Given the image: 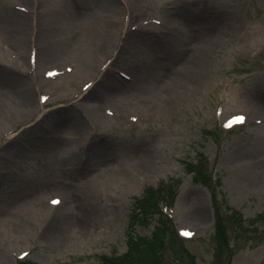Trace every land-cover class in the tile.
<instances>
[{"label":"rangeland","instance_id":"obj_1","mask_svg":"<svg viewBox=\"0 0 264 264\" xmlns=\"http://www.w3.org/2000/svg\"><path fill=\"white\" fill-rule=\"evenodd\" d=\"M0 63V264H264V0H0Z\"/></svg>","mask_w":264,"mask_h":264},{"label":"trees","instance_id":"obj_2","mask_svg":"<svg viewBox=\"0 0 264 264\" xmlns=\"http://www.w3.org/2000/svg\"><path fill=\"white\" fill-rule=\"evenodd\" d=\"M195 170H197V172L195 171L196 172L195 173V177L198 178L199 175L201 176V174L203 173L204 167H203V165L200 166V164H199L198 167ZM203 176L206 177V178H202V180H203L202 182L204 183V185L206 187H208V188L210 186H212L211 185L212 184V179L209 178V177L207 178V175H205L204 173H203ZM211 190L213 191L212 188H211ZM160 195H162L161 194V191L160 190H157L156 187H154V188L153 187H149L147 193H145L143 195V202L142 203H146L147 204L146 206L149 209H151V211L149 213L159 212V209L157 207V204H158L157 198ZM213 198H215V196H213ZM214 203L216 204L215 205V207H216L215 213H216V216H217V224H216L217 233L220 236H222L223 237V240H224L225 239V235L223 233V227H224V225H223V222H222V214H221V212L219 210L220 208H218L219 206L217 205V203H216L215 200H214ZM149 209H148V211H149ZM140 210H141V212H144V208L143 207L142 208L140 207ZM144 213H142L141 215L143 216ZM160 217H161L160 218V225L162 227H165L168 230H169V228H171L174 236H176V232H175V230L173 228V224H172L171 220L167 216L163 215L162 213H160ZM163 232H164V228H159L158 229V232H155V234L158 235V236H162V233ZM160 240L161 239L158 238L155 241H160ZM155 241H153L152 243H154ZM140 244H141V246H139ZM148 244H150V243L149 242H143V243H138L137 246H138L139 249H142V248L144 249V247H147ZM225 245L227 246V242L225 243ZM138 248H136V251H140ZM150 250H151V248H145L144 252L145 251H150ZM152 251L148 252L149 253V256H152L151 255L152 254ZM148 253H146V254H148ZM126 257L128 259H126ZM155 258H156L155 256H152L151 261L155 260ZM135 260L136 259H135V257L133 255L127 254L124 257H122V259L115 260V261H117L115 264H135V263H133ZM155 261H157V260H155ZM146 264H150V262L147 261Z\"/></svg>","mask_w":264,"mask_h":264},{"label":"bare ground","instance_id":"obj_3","mask_svg":"<svg viewBox=\"0 0 264 264\" xmlns=\"http://www.w3.org/2000/svg\"><path fill=\"white\" fill-rule=\"evenodd\" d=\"M9 22V23H8ZM6 23H8V26L10 27L12 25V23L10 21H6ZM25 24L23 23V21L21 22H15L14 26H11V28L16 32L17 34H19L18 37L22 36L23 34V26ZM1 64V63H0ZM2 65V64H1ZM20 104L26 108L28 106H30L31 104V98L29 94H25L24 96H22L21 100H20ZM2 107V106H1ZM27 109V108H26ZM45 140V138H44ZM36 143V144H35ZM40 144L37 145V142H34V148H39ZM109 168L106 169V171H108ZM86 190L81 191L80 193H76L75 195H72L71 198H69V200H59V203L54 205L55 208L53 211H55V214L52 215V218L50 220L51 223L57 224L59 221H61L63 218L66 217V213L64 212H58L59 211V207H61L62 204L66 203L68 205H71L73 208L72 210L75 212H78L82 218L84 219V215L86 212V206L87 203L89 202L90 199V194L87 192H85ZM85 208V210H84ZM46 230V229H45Z\"/></svg>","mask_w":264,"mask_h":264},{"label":"snow or ice","instance_id":"obj_4","mask_svg":"<svg viewBox=\"0 0 264 264\" xmlns=\"http://www.w3.org/2000/svg\"><path fill=\"white\" fill-rule=\"evenodd\" d=\"M239 119H240V120H243V117H240ZM52 203L55 205V204H58L59 201H58V200H54V201H52ZM185 234H187V233H185Z\"/></svg>","mask_w":264,"mask_h":264}]
</instances>
